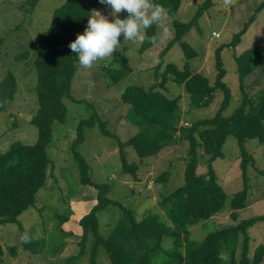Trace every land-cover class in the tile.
I'll return each mask as SVG.
<instances>
[{
  "label": "rangeland",
  "instance_id": "1",
  "mask_svg": "<svg viewBox=\"0 0 264 264\" xmlns=\"http://www.w3.org/2000/svg\"><path fill=\"white\" fill-rule=\"evenodd\" d=\"M24 0H0V79L10 72L15 79V91L11 101L0 110V152L5 151L13 142L32 144L37 138L36 126L30 122L37 104L35 98L36 73L32 66L35 42L44 31L51 19L54 8L64 0H37L31 10ZM90 2L91 0H79ZM206 0H180L176 19L187 22L192 18L197 7ZM263 0H232L225 6L224 0H210L202 9L196 22L181 37L194 51L195 56L188 60L192 72H199L213 84L216 70L214 54L219 45L228 43L254 8ZM99 11L112 20L111 8L104 4L94 5L92 11ZM124 19L127 13L117 14ZM88 22V20H87ZM86 22V27H87ZM156 42L141 53L138 48L141 42H131L120 38L116 52H122L131 72L115 83H110L104 76L103 68L110 66L112 55L96 61L92 68L85 69L79 61L75 64V72L69 86V97H63L64 117L50 124V138L45 147L49 164L45 171V179L34 195L33 205L27 207L17 220L22 229L36 239L43 240L40 253L31 254L23 250L19 244V229L16 224L6 222L0 224V264H87L90 240L84 245L85 253L79 258H72L78 251L80 227L78 219L87 213L95 204V189L93 186L81 184L77 164L72 155V142L76 138V127L79 122H93L90 125L82 123L81 141L76 144L75 151L88 165V174L92 181L107 185L106 196L132 209L135 216L143 217L146 213H158L160 221L165 225L169 222L164 212L153 204L137 208L147 201L157 203L161 194H166L183 183L184 154L186 142L179 140L167 146L155 157L149 165H143L141 160L137 175L139 180H130L120 168L118 158L117 138L122 141L129 137L133 126L125 119L127 106L122 104L119 94L127 85H138L143 88L160 81V72L164 64L174 63L181 68L185 59L178 42L173 43L164 53L162 63L156 68L159 52L173 36V26L170 18L155 24ZM142 35L144 39L143 29ZM247 48H252L260 54L261 61L244 78L243 93L250 99H255L264 81V7L255 15L247 26L240 40L234 46L223 47L219 56L225 74L222 81L230 91L227 107L221 112L229 116L242 100V92L238 88L233 56ZM156 68V69H155ZM156 74H155V73ZM166 97L179 96L177 108L179 120L176 125H189L191 122L212 116L219 108L222 93L215 91L210 104L204 108H191L188 96L181 85L172 81L166 82ZM99 123L111 133H101ZM264 123V120H263ZM136 129V128H135ZM245 150L252 156L253 164L247 165L249 187L245 205L236 210V219L228 216V201L231 195L241 186L238 168L239 152L236 140L229 135L221 147L222 157L211 162L216 174V180L225 194L223 210L209 219L188 227L187 239L200 241L210 231L238 222L253 215L264 214V143L255 139L243 141ZM127 161L136 159V154L130 146L124 147ZM206 156L201 148L197 149V170L202 172ZM165 172L168 177L164 181H156ZM135 192L132 194L133 190ZM142 209V210H140ZM144 213V214H143ZM120 218L116 206L108 205L97 212L98 233L107 236L113 225ZM247 256L259 244L264 246V220L256 222L247 228ZM241 234L236 241L235 260L240 252ZM15 245L16 253L11 255L9 247ZM225 262L227 257L222 254ZM71 258V259H70ZM263 261L260 264H264ZM97 264H109L106 253L98 247L95 254Z\"/></svg>",
  "mask_w": 264,
  "mask_h": 264
},
{
  "label": "trees",
  "instance_id": "2",
  "mask_svg": "<svg viewBox=\"0 0 264 264\" xmlns=\"http://www.w3.org/2000/svg\"><path fill=\"white\" fill-rule=\"evenodd\" d=\"M37 0H24L31 10ZM162 5L173 26V36L157 57L156 68L162 63L166 50L178 42L183 52L184 63L177 68L174 63H166L160 72V81L143 88L138 85H127L119 94L120 102L127 106L125 119L134 127L132 134L125 140H117L120 168L128 174L130 180H139L136 174L142 159L146 162L157 157L165 147L182 140L187 148L184 154L183 183L166 194H161L156 207L162 210L169 222L165 225L159 220L158 213H146L140 219H135L132 209L106 196L107 185L92 181L88 174V165L75 151L76 144L81 141V125L93 122L81 121L76 127V138L72 142V155L77 164L79 182L93 186L95 189V204L82 215L77 224L80 227L78 251L72 258H79L85 253L84 245L90 240L87 264H97L95 254L98 247L106 253L109 264H260L263 259L264 246L259 244L247 256V228L264 220V214L253 215L236 223L222 226L208 232L202 240L187 239L188 227L205 221L210 216L223 210L225 194L216 180V174L211 162L221 158V147L225 138L233 136L239 152L238 168L241 186L228 201V216L234 221L236 210L245 205L249 177L247 165L253 164L252 156L245 150L243 141L255 139L264 143V81L257 97L253 100L246 97L243 91L244 78L261 61V55L252 48H247L233 56L238 88L242 92V100L229 116L221 115L230 99V91L222 81L225 70L219 52L223 47L234 46L240 40L247 26L254 20L256 13L264 7L261 1L243 23L241 28L232 35L231 40L219 45L214 54L216 70L213 84L199 72H192L188 60L195 56V51L181 37L195 24L202 9L210 2L196 8L192 18L180 22L175 15L180 0H152ZM99 0L84 3L79 0H64L53 9L48 27L41 32L35 42L32 66L36 73L35 98L37 108L30 122L36 126L37 138L32 144L11 143L5 151L0 152V224L14 223L19 229V246L31 254L40 253L43 240L32 238L30 243L22 244L21 233L26 232L20 226L17 216L27 207L33 205L34 195L45 179V171L49 164L45 152L50 138V124L64 117L63 97H69V86L78 61L69 44L82 34L86 28L88 16ZM144 31V39L138 50L141 53L156 42V26L153 24ZM153 41H155L153 43ZM155 68V69H156ZM104 76L110 83L131 72L122 52L112 55L110 66L103 68ZM155 73V72H154ZM156 74V73H155ZM172 81L181 85L188 96L191 108L208 106L215 91L222 93L219 108L207 118H201L189 125H179V96L166 97V82ZM15 91V79L6 72L0 79V110L11 101ZM101 133L111 135L101 123L98 124ZM136 128V129H135ZM130 146L136 154V159L127 161L124 147ZM201 148L206 156L205 168L197 170V149ZM168 175L162 172L157 181H165ZM116 206L120 218L113 225L107 236L98 233L97 212L106 206ZM152 207V206H150ZM241 234L240 252L237 260L234 254L238 234ZM16 246L9 247V253H16ZM1 253V248H0ZM222 254L227 259L225 262ZM71 259V258H70Z\"/></svg>",
  "mask_w": 264,
  "mask_h": 264
},
{
  "label": "clouds",
  "instance_id": "3",
  "mask_svg": "<svg viewBox=\"0 0 264 264\" xmlns=\"http://www.w3.org/2000/svg\"><path fill=\"white\" fill-rule=\"evenodd\" d=\"M99 3L111 8L113 19L109 20L99 11L93 10V14L88 16L84 32L77 34L76 39L69 44L79 64L85 69L92 68L96 61L116 52L121 37L131 42H143L141 30L146 31L167 18L166 9L152 0H99ZM231 3L232 0H224L225 6ZM122 11L127 13L124 19L117 15ZM31 240L28 232L21 233L22 244L30 243Z\"/></svg>",
  "mask_w": 264,
  "mask_h": 264
},
{
  "label": "crops",
  "instance_id": "4",
  "mask_svg": "<svg viewBox=\"0 0 264 264\" xmlns=\"http://www.w3.org/2000/svg\"><path fill=\"white\" fill-rule=\"evenodd\" d=\"M132 129H134V127L132 128ZM153 160V159H152ZM152 160H149L148 162H145L143 165H145V166H147V165H149V163L152 161ZM146 161V160H145ZM133 190V192H132V194L135 192V190L134 189H132ZM150 205V206H153V201H147L146 203H143V204H141L140 206H138L137 208H141V207H143V206H145V205ZM140 210H142V209H140ZM134 214V213H133ZM144 214V213H143ZM134 218L137 220V219H140L138 216H135V214H134Z\"/></svg>",
  "mask_w": 264,
  "mask_h": 264
}]
</instances>
